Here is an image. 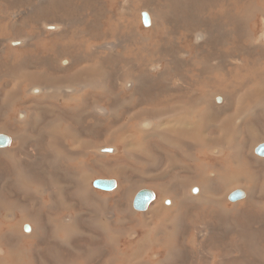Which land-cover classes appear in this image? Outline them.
<instances>
[{
    "label": "rangeland",
    "instance_id": "obj_1",
    "mask_svg": "<svg viewBox=\"0 0 264 264\" xmlns=\"http://www.w3.org/2000/svg\"><path fill=\"white\" fill-rule=\"evenodd\" d=\"M263 9L264 0H0V134L9 135L8 149L0 151V205L17 208L12 228L2 231L0 239L13 246L16 259L25 260V264H55L52 261V251H55L61 260L73 264H131L130 261L157 264V260L163 261L162 264H260L264 228L259 227V222H264V204L259 196L264 184V167L256 176L259 184L251 195L256 206L249 217L243 210L228 216L218 210L219 213L213 212L214 204L206 201L196 204L191 199H182L181 187L184 186L176 187L174 182L189 174L180 165L171 167L173 164L167 154L172 150L170 145L164 142L162 145L158 134H146L141 123L144 125L149 119L154 120L153 124L158 123L168 110L177 106L195 107L194 114L188 111L190 115L186 113L181 118L183 123L195 122L197 113H201L198 105L206 98L198 86L201 81L192 69L200 70L208 65L206 59L215 55V59L237 64L241 51L235 48V36L241 28L245 45L251 46L254 40L257 46L251 47L263 56ZM142 12L149 13L154 27L143 25ZM232 13L236 15L234 21L230 20ZM108 15L120 18L129 27L110 33L113 37H105L102 25ZM250 24L255 27L253 31ZM48 26L57 28L50 30ZM201 27L207 31L206 44L198 48L191 29L197 32ZM12 40H20L22 44L13 47ZM105 43L114 50L96 49ZM190 47L195 51L191 58ZM201 55H206V59L200 58ZM68 59L72 67L66 71L61 64ZM152 68L154 71L150 70ZM85 75L95 76L96 84H92L94 80L83 81ZM33 81L45 86V94L26 95L24 90L33 85ZM258 81L251 85L257 86ZM127 82L131 86L127 87ZM66 85L78 88L68 102L58 100L56 94ZM198 89L201 95L197 94ZM240 92L237 90L232 100H238ZM96 105L104 107L101 113L95 111ZM18 110L26 112L25 122L17 121ZM219 116L222 119L223 116ZM259 119L264 125V120ZM208 148L205 153L213 162L223 158V146ZM214 149L221 153L218 150L213 153ZM179 160L184 162L182 157ZM250 161H246L248 168L252 165ZM110 173L111 176H106ZM82 179L92 188L87 194L90 201L95 194L109 198V216L116 215L111 229L122 236L112 232L97 233L91 226V203L78 197L82 195L79 189ZM98 179L115 180L117 186L111 191L97 189L93 182ZM121 182L127 186L125 195L115 192ZM213 184L211 192L219 196L242 189L246 193L244 185L231 189L228 184ZM140 188L152 190L158 201L166 198L176 203L172 209L160 212L152 222L155 229L160 226L155 233L153 229L144 235L145 226H141L138 219L141 214H135L131 207ZM116 194L121 197H113ZM230 201L225 205L227 210L233 207ZM19 209H23L24 218ZM0 213L1 226L5 220V210L1 207ZM66 215H82L84 223L76 235L69 237L67 244L62 243L63 232L54 222ZM32 223L41 224L46 230L45 238L38 247L26 248L20 244L19 226ZM127 231L138 232L137 239L129 240ZM54 234L57 239L52 241ZM157 245L165 249L152 258V250L159 248ZM150 256L152 262L148 263ZM4 262L5 259L0 258V264Z\"/></svg>",
    "mask_w": 264,
    "mask_h": 264
},
{
    "label": "bare ground",
    "instance_id": "obj_2",
    "mask_svg": "<svg viewBox=\"0 0 264 264\" xmlns=\"http://www.w3.org/2000/svg\"><path fill=\"white\" fill-rule=\"evenodd\" d=\"M37 1L38 2H45V0H37ZM236 1L250 2L251 0H236ZM247 6H248V4H247ZM258 7L261 8L260 5ZM142 13H141V19H142ZM222 15H223V12H222ZM235 18H236V15H234V13H232L230 20L232 19L234 21ZM126 26H128V25H126L125 22L121 21L120 18L113 19L112 15H108L106 20L103 22L102 31L105 34V37L110 38V37H113V34H116L118 31L125 30ZM151 26L154 27L153 23H152V19H151ZM249 26L252 27L251 30L253 31V29L255 27H253L252 24H250ZM56 28H57L56 26H48V29H50V30H55ZM243 31L244 30L242 28L238 29L236 32V36H235L236 37L235 42H237L235 48H238L241 51L240 59H239V62H237V64L232 62V61L226 63L224 60L215 59L214 57L216 55L214 57H210L208 59H206V57H205L206 55L205 56L201 55L200 58L206 59V62L208 63V65L202 67L200 70L192 69V73L196 72L197 78H199L201 81V83L198 86H200L199 89H202V91H203V97L206 98L205 100H203V103L201 101V104L199 103V105H198V106H200L198 109H201V113L200 114L197 113L198 117H197L196 121L194 120L195 122L189 123L187 121V123H183L181 121V118H183V115H185L186 113L189 114L188 111H190L192 114H194V108L195 107L191 106L190 108L189 107L185 108L183 106H177V107H174V108L168 110L169 112L163 118H161V119L159 118L160 120L158 121V123L155 122L153 124L154 120L152 121V119L148 118L149 120H145L143 122V123H145L144 125H147V127H145L141 122H139V124L141 123L142 129H146V132L144 131L146 134H158V135H160V140L162 141V145H163V142L170 145L169 147H171L172 150H170L167 154H169L171 163L173 164L171 167H174L176 165H178V166L180 165L181 169H185V173L189 174V176L187 178L174 182V186H176V187L180 186V185L184 186V187H181L182 195H183L182 199L184 201L187 199L188 200L191 199L193 202H196V204H202V201H206L212 205L214 204V207L212 208L211 211L214 210L216 213H219V212L226 213L227 216L229 215V213H232V212L238 213L241 210H243V211H247V213H248L247 216L249 217V213H251V212L253 213V207L256 206V203L254 202V200L251 197V195H253L255 193L256 188L258 187V184H259L258 178H256V176L260 175V173H259L260 168L264 167V154L263 155L258 154V152H259L258 150L262 146H264V125L261 122H258V118H261L262 120H264V53L262 54L263 56L258 55L259 53L258 54L256 53V51L253 49L254 47H251V46H253V44H254V46L256 45L254 40H253V43L251 44V46H249L247 44L245 45V43H244L245 38L243 36ZM110 33H113V34H110ZM191 34H193V36H195L196 45H198L197 46L198 48L205 47V44H206V41H205L206 35L205 34H207V31L203 27L197 29V32L195 30L191 29ZM110 41H111V39H110ZM209 41H210V39H209ZM230 43H231V41H230ZM10 44L13 47L20 46L22 44V41L12 40L10 42ZM102 46H103L102 48L97 47L96 49H99V50L100 49H109L110 52H112L114 50V48L109 47L106 43ZM94 49H95V47H94ZM190 49H191V51H190L189 57L191 58L194 56L195 51L192 52L191 47H190ZM92 50H90V51H92ZM221 50H222V48H221ZM253 53H256L257 55L253 54ZM185 56H187V55H185ZM94 58L96 60H98V57L95 55H94ZM86 60L88 61V59H86ZM3 63H4V61H3ZM61 65H63V67L66 71L70 70L72 67V63L70 62L69 59L63 60ZM230 65H232V66L230 67ZM82 67H83V65H82ZM206 67L210 68V70L207 71ZM10 70H12V69H10ZM150 70L154 71V68H152ZM12 75L16 76L15 73ZM94 77L95 76H92V75H85L84 78H82V80L92 82L94 80ZM104 77H105V75H104ZM257 80H259L258 85L253 87L254 85L252 86L251 84ZM97 81H98V79H97ZM92 84H96V80H94ZM92 84H91V87H92ZM97 85H98V82H97ZM134 85H135V83H134ZM128 86H131V85H129L127 82V87ZM133 89H135V88H133ZM199 89H198L197 94L201 95L199 92L200 91ZM77 90H78V88L76 89L74 86H70V85L63 86L62 88L58 89V91L56 92V94L59 95V99L56 96H55V98H57L58 100H60V99L67 100L66 102H68V100L73 99L72 95ZM128 90H129V88H128ZM218 90H222V91L225 90V91H224V93H220V92L217 93ZM237 90L241 91L240 95L238 97V100H232L231 96L235 92H237ZM24 91H25L26 95L28 94V95H34V96L38 97L41 94H45L46 88H45V86H43V84L41 82L33 81V85L28 86V88H26ZM19 92L22 93L23 91L20 89ZM128 95H129V92H128ZM125 96L127 97V94ZM25 99H29V97H26ZM127 104H129V103H127ZM60 105L62 106V104H60ZM76 107H78V106H76ZM92 108H94V107H92ZM103 108L96 105L95 111H98L101 113ZM156 108H158V107H156ZM233 109H234V111H233ZM49 110H50V108H49ZM2 111H3V108H2ZM137 111H139V110H137ZM17 113H18L17 121L18 122H25L26 118H27L26 112L24 110H21V111L18 110ZM56 113H58V112H56ZM0 114H1V112H0ZM146 114H147V111H146ZM219 115L223 116L222 119H220ZM79 118H81V116ZM215 118H217L218 121H215L214 120ZM261 119H259V120H261ZM129 120H130V118H129ZM152 125H154V126H152ZM149 126H152V127L150 128ZM148 128H150V130ZM212 131H214V132L211 133ZM49 132H50V130H49ZM46 133H47V131H46ZM138 133H139V131H138ZM8 136L4 135V134H0V151L4 152L8 149V143H9L8 142V139H9ZM76 141H77V139L75 140V142ZM141 141H144V140H141ZM211 145H220V146L224 147L225 154H224L223 158L217 159V160H215V162H213L214 160H212L211 158H209L206 155L205 148L206 147L208 148ZM97 146H99V145L97 144ZM139 147H140V145H139ZM213 147H217V146H213ZM52 148H54V146ZM97 148H99V147H97ZM210 148H212V147H210ZM30 149H32V148H30ZM216 150H218V149H214L213 153H217V152H215ZM161 151H159V152H161ZM127 152H128V150H127ZM219 152L221 153V151L218 150V153ZM87 153L88 152H86V154ZM144 153H145V151H144ZM179 157L183 158V160H184L183 163L180 162ZM248 159H251L252 161H250ZM60 161H62V160H60ZM76 161L77 160H75V162ZM209 161H211V163ZM246 161H250L252 163L250 168L247 167ZM102 167H104V166H102ZM107 168H109V167H107ZM110 169H113V168H110ZM89 171H92V170H89ZM177 171H179V170H177ZM84 172H86V171H84ZM90 174H91V172H90ZM111 175H112V173L107 174L106 176H111ZM181 177H184V176L181 175ZM4 179L6 180V178H4ZM108 180H112V179H108ZM214 182H219V183H222L224 185H227V184L231 185L232 186L231 189H233V187H238V186L240 187L241 185H244V186H246V188H244V189H246V193L243 191L245 193V196H244V198H241L239 200L232 202L229 199V196H230L229 192L223 194L222 196L212 194L211 191H212V188H214L213 187ZM171 184H172V182H171ZM18 186L21 187L20 185H18ZM22 186H23V184H22ZM45 186H47V185H45ZM126 187H127L126 184L121 182V187L117 188V190L115 192L124 194L126 192ZM141 188H143V187H141ZM159 188H161V187H159ZM35 189L37 190V187ZM79 189H80L82 195H79V196L77 195V196L80 199H82L84 197L83 199H85L87 202L91 203L93 215H92V218L89 220V222H90L91 226L96 229L97 233L98 232H100V233L112 232L113 234H116V236H118V237L122 236V234L120 235L119 232L114 233L111 229V223L114 222V220L116 219V215L114 214L113 218L109 216L110 211H109V208L107 205L109 198L108 197L103 198V197L95 194L94 200L90 201L87 194L89 192H91L92 188L90 189L89 185L87 184L86 181H84V179H82V183L79 186ZM39 190H41V189H39ZM141 190H143V189H141ZM22 191H25V189L22 188ZM63 193H64V191H63ZM136 194H135V196H136ZM228 194H229V196H228ZM49 196H51V195H49ZM135 196L133 197V200H134ZM73 197L75 198V196H73ZM113 197H121V196H119V194H118L117 196H113ZM167 197H169V196H167ZM173 197H175V196H173ZM63 199H65V198H63ZM259 199H260V202L262 204H264V184L261 187ZM259 199H258V201H259ZM61 200H62V198H61ZM229 201L232 202L231 204H233V207L231 206V208H229L227 210V207L225 205ZM2 204L0 205V207L5 210V216H4L5 220L3 221V223L0 226V233L4 230H9L10 228H12V224L15 220L14 211L17 209V208L16 209L14 208L15 206L11 207L12 205H10V207H9V206H5L4 204L3 205ZM177 204H178V202H177ZM68 205H70V203ZM23 206L25 208H27V205L23 204ZM50 206L54 207V204H51ZM175 206H176V203L173 199H166L165 198V200H159L158 201L156 194H155L154 201L147 207L146 210H144V211L135 210L133 207V202H132L131 207L135 210V211L133 210L135 214H137L138 212H139V214H141L138 217V219L141 222V226H143V227L145 226V228H142V232H144L145 233L144 235H146V234H149V232H151L153 229H155L151 225H152V222L154 220H156L155 218L160 216V212H166ZM65 207H66V205H65ZM128 208H129V206H128ZM19 210L22 214V217L24 218L25 215H24L23 209H19ZM216 210H218L219 212ZM262 214H264V213H262ZM262 214H261V216H262ZM120 215H122V214H120ZM82 217H83L82 215H75V216L74 215H68V216L66 215L65 218L62 217V218L54 219V222L58 223V225L60 226V227H56V228L63 232L62 243L67 244V242H69V240H68L69 237L76 235L79 232L80 226H82L84 224L81 222ZM170 220H172V219H170ZM25 223H27V222H25ZM259 223H260L259 227L264 228V222H259ZM156 224H157V222H156ZM249 224H252V223L250 222ZM178 225H179V223H178ZM26 227H27V229H26ZM157 229L160 230V226ZM157 229L153 230V233H155L157 231ZM128 230H129V228H128ZM45 231L46 230H44L42 228L40 223L39 224H35V223L33 224L32 223L31 225H29V224L20 225L19 226V232H20V237H21V240H20L21 246L26 247V248L38 247L40 244V240H44V238H45ZM127 234H128L129 240L130 239L132 240V238H135V237L136 238L134 240L137 239L138 232L129 231ZM55 235L56 234H54L52 236V239H51L52 241H55L57 239ZM95 236H96V234H95ZM113 236L115 237V235H113ZM153 236H154V234H153ZM171 236H173V235H171ZM125 237H126V235H125ZM257 239L260 240L259 238H257ZM2 242L4 245L2 244ZM138 243H140V242L139 241L136 242V245H138ZM260 243H262V241H260ZM67 246L68 245H66V247ZM157 246L159 247V248H157L158 250L157 249H156V251L152 250L153 251L152 255H151L152 258L159 255V254H162L164 249H165L164 246H161V245H157ZM1 247L5 249V254H4V250ZM167 251H168V253L170 252L169 249H167ZM95 253H97V252H95ZM151 256L148 257V263L152 262ZM0 258L5 259L4 264H25V260H19V257L16 259V255L14 253L13 246L5 239H0ZM52 258H53L52 261L55 264H73L69 260H61L58 257L57 252H55V251H52ZM88 258H89V256H88ZM259 259H260V264H264V250L261 251V253L259 254ZM86 260H87V258H86ZM40 261H39V263H40ZM158 261L159 260L156 261L157 264H162V262H163V261H160V262H158ZM87 262H89V261H87ZM130 263L131 264H141L140 262L136 263V261H130Z\"/></svg>",
    "mask_w": 264,
    "mask_h": 264
},
{
    "label": "water",
    "instance_id": "obj_3",
    "mask_svg": "<svg viewBox=\"0 0 264 264\" xmlns=\"http://www.w3.org/2000/svg\"><path fill=\"white\" fill-rule=\"evenodd\" d=\"M142 23L145 27L151 25V18L147 12L142 13ZM258 151H259L258 154L263 155L264 146H262ZM93 186L97 189H101L104 191H111L116 188L117 183L115 180L98 179L93 182ZM244 196L245 193L242 190H237L231 193L229 199L231 201H236L241 198H244ZM154 199H155V194L152 190L150 189L140 190L134 198L133 207L137 211H144L154 201Z\"/></svg>",
    "mask_w": 264,
    "mask_h": 264
}]
</instances>
